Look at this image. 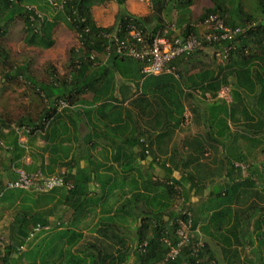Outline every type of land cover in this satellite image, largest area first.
Masks as SVG:
<instances>
[{
  "label": "trees",
  "instance_id": "trees-1",
  "mask_svg": "<svg viewBox=\"0 0 264 264\" xmlns=\"http://www.w3.org/2000/svg\"><path fill=\"white\" fill-rule=\"evenodd\" d=\"M53 1L57 4L51 1L50 4L60 6L61 9L50 18L48 13L52 6L47 0H0V75L11 81L24 79L27 87L33 91L34 99L42 105L35 112L23 114L17 119L16 125L30 128L29 136L35 132L45 133L43 137L47 141L51 119L54 118L55 121L56 116L60 117L62 112L71 111L85 91L107 89L108 92V88H113L118 74L137 81L143 78V86L148 78L157 77L156 80H162L161 75L144 76L139 60L114 51L108 53L106 47L111 41L105 33L117 32L122 37L127 36L130 25L134 24L143 31L147 40L165 33L171 38L191 33L198 35L201 33L199 22L211 13H220L230 26L249 27L237 38L230 58L218 64L216 72L205 70L198 74V77L207 80L205 85L198 83L202 91L212 90L214 97L222 87L230 88V104L225 99L213 100L205 108L208 112V131L195 138L201 143L203 139L221 141L220 138L227 134L230 144L225 149V156L214 169H210L205 162H197L193 166L195 172H189L182 175L179 181H174L170 175L179 169L175 155L170 162L166 159L161 164L167 173L166 179L152 176L145 179L144 190L152 192L153 195L137 194V200L147 202L148 210L143 212L137 228L136 262L264 264V158L258 159L259 155L264 154V0H259L254 7L249 8L245 0H210L211 4L198 16L193 15L196 0H149L146 1L149 2V11L145 15L132 13L126 0H115L118 11L114 23L108 26L99 24L93 13V7L98 3H105L106 0ZM60 18L77 33L79 39L78 46L71 50L66 73L61 75L54 66L48 65L47 76L40 78L33 72L30 63L12 60L3 43L11 23L17 19L22 20L26 32L25 40L29 45L50 48L54 43L53 29ZM227 44L229 41L221 45ZM203 46L205 48L202 47L191 55L173 60L180 75L182 72L178 66L184 58L193 57L203 49L218 59L215 51L220 48L219 45L203 43ZM141 98L137 96L133 103ZM60 99L68 102V106L61 110L55 105ZM167 100L169 103L163 104L164 114H180L177 98L167 96ZM181 120L177 118L176 124ZM229 120L235 128L233 131ZM12 123L13 119L8 114L0 113V131L5 127L15 132L11 128ZM161 136L164 137V133L137 135L132 146L138 145L142 157L153 155L156 161L158 156L153 145L155 140L161 141ZM243 143L245 148L240 146ZM18 144V137H15L16 148ZM21 149L22 156L25 149ZM200 150V156H203L206 148L202 147ZM120 153L119 149L117 154ZM199 158L196 157V161ZM65 166L69 167L70 161ZM74 167L75 172L67 168L63 173L66 183L71 187L59 188L65 189V199H74L81 203L85 198L81 193H86L94 178L79 164ZM41 171L44 173L43 169ZM225 174L229 175V180L217 182L209 179L210 176L223 177ZM187 183H190L189 189H182ZM211 183L217 184L205 195V186ZM56 189L39 193L37 198L32 199L37 206L33 207L25 203L36 192L6 188V183L0 176V213L2 216L4 212H10L12 219L4 229L5 235L2 227L0 229V264H23V258L26 259V264H50L49 257L57 248L54 246L50 249L46 240L49 236L37 244L29 243L31 240L27 242V239L36 224H51L47 204L50 200L49 194ZM192 189L200 197L196 202L190 200L189 191ZM179 194L183 197L184 204L181 205L183 207L174 209L173 200ZM189 219L192 223L189 241L180 246L179 254L174 260H167L171 247L178 245L181 239L178 234L179 221L188 222ZM107 231L108 228L99 229L101 233ZM23 245H28V249L22 251ZM107 245V249L114 246ZM90 246L98 251L85 253V257L70 252L69 261L75 259L76 262L84 264L128 262V253L115 254L106 251L103 254V245L101 248L96 244Z\"/></svg>",
  "mask_w": 264,
  "mask_h": 264
},
{
  "label": "crops",
  "instance_id": "crops-1",
  "mask_svg": "<svg viewBox=\"0 0 264 264\" xmlns=\"http://www.w3.org/2000/svg\"><path fill=\"white\" fill-rule=\"evenodd\" d=\"M134 1L126 0L132 13H148L149 2H144L145 6L143 2ZM94 7V17L103 21L101 25L114 23L115 17L111 21L108 14L99 16L95 14ZM115 11L117 13L118 5ZM202 54L203 52H198L193 57L184 58L178 66L182 72L178 78L162 73V80H156L157 77L148 78L143 86V78L137 81L118 74L113 88H108V92L107 89L85 91L71 111L62 112L60 117L56 116L55 121L54 118L51 119L48 141L43 137L45 133L35 132L28 138V152L24 150L22 156L23 146L20 140L18 139L17 148L14 145L17 137L15 132L5 127L1 129L0 176L5 183L15 178L16 167H23L27 171L43 169L44 173L50 175L60 174L67 168L75 172L74 166L79 164L94 178L86 193H81L85 196L81 203L74 199H65L63 188L51 192L47 207L50 209L52 229L47 241L49 240L50 249L56 246L57 250L51 253L50 264H84L76 262L75 259L69 261L70 252L85 257V253L98 251L90 246L94 244L99 248L103 245V254L106 251L115 254L128 253L126 264H137V228L143 212L148 210L147 202L137 200V194L153 195L152 192L144 190L145 179L151 176L166 179L167 173L161 164L166 159L170 162L175 155L179 169L170 175L174 181H179L182 175L195 172L193 166L197 162H205L210 169H214L223 160L225 149L230 144L227 134L220 138L221 141L203 139L201 143L195 139L208 131V112L205 108L215 99L223 100L219 94L227 87H222L216 97L212 96V90L202 91L198 83L205 85L207 80L201 79L198 74L205 70H218V65L207 64ZM136 82L139 84L136 85ZM137 96L142 98L134 104ZM167 96L177 98L180 114H164L163 104L169 103ZM177 118L182 119L178 124ZM229 123L233 131L235 128L230 120ZM143 133H164V137H160L161 141H154L153 149L158 156L156 161L153 155L142 157L138 145L132 146L136 136ZM240 146L246 147L244 143ZM202 147L206 148V152L200 156ZM119 149L120 155L117 154ZM196 157H200L199 160L196 161ZM67 161H70L69 167L65 166ZM209 179L223 182L229 180V175L210 176ZM215 184L217 183L206 185L204 194L207 195ZM189 187L190 183H187L182 189L188 190ZM189 193L191 201L199 200L195 189ZM37 197L38 195L30 196L25 204L37 207L32 201ZM0 223L2 227V221ZM100 228H108L109 231L101 233ZM107 244L114 246L107 249Z\"/></svg>",
  "mask_w": 264,
  "mask_h": 264
},
{
  "label": "built area",
  "instance_id": "built-area-1",
  "mask_svg": "<svg viewBox=\"0 0 264 264\" xmlns=\"http://www.w3.org/2000/svg\"><path fill=\"white\" fill-rule=\"evenodd\" d=\"M53 4H57L53 0H50ZM140 2H146L149 0H137ZM201 29V33L189 34L187 36H181L171 38L167 33L156 35L151 40H147L144 33L136 25H130L129 34L127 36H120L117 32L105 33L111 43L108 44L106 50L108 53L111 51L116 52L119 55L129 56L139 60L142 63V73L144 76L160 75L162 73L173 74L179 77L180 74L176 65L173 64V60L180 56H188L194 53L196 50L204 47L203 43H210L219 45L220 48L215 51L216 57L220 60H228L230 58L231 51L235 49V43L237 38L246 32L249 27L243 26H230L227 24L226 19L220 13H211L198 24ZM229 41L227 45H221L223 42ZM219 97L231 101L230 88L225 87ZM55 105L59 110L68 106V102L64 99H60ZM15 133L19 136L21 145L28 152L27 142L30 128L20 127L16 124L13 125ZM244 167V166H243ZM16 177L6 183V188L25 189L36 193H47L56 188L66 186L67 184L64 175L50 174L47 175L41 170L27 171L23 167H16L14 169ZM1 222V221H0ZM178 234L180 236V242L178 245H173L167 254V260H174L180 251V246L189 241L191 219L187 221H179ZM1 229V223H0ZM52 229L51 224H36L27 242L32 240L41 231H50ZM25 245L21 246V249Z\"/></svg>",
  "mask_w": 264,
  "mask_h": 264
},
{
  "label": "rangeland",
  "instance_id": "rangeland-1",
  "mask_svg": "<svg viewBox=\"0 0 264 264\" xmlns=\"http://www.w3.org/2000/svg\"><path fill=\"white\" fill-rule=\"evenodd\" d=\"M47 1L50 4V0ZM245 1L248 5V8L249 6L254 7L259 2V0ZM136 2L141 3L139 1ZM130 4L131 3L129 2V5ZM142 4L146 6V3L143 2ZM210 4V0H196L195 4L193 5V15H200L203 12L204 8L209 6ZM51 6L52 9L50 7L49 9L51 10H49L48 13V15H50V18H52L53 15H57L61 9L60 6ZM116 8L117 4L115 0H106L105 3H98L94 7L95 14H98L99 16L108 14L111 21L115 17ZM96 21L99 24L103 23L101 19ZM8 30L9 31L6 34L3 43L6 49L10 52L12 60L21 63H30L33 72L40 78L47 76L46 67H48V65L54 66L61 75L68 71L71 50L74 47L78 46L79 39L77 33L73 29L68 27V25L61 18L57 20V25L53 29L52 39L54 40V43L52 46H50V48H42V46L29 45L25 40V27L22 20L20 19H17L13 23H11L8 27ZM202 52V58L206 60L207 64L215 63L218 65L224 62L213 57L212 54L205 49H203ZM35 107H37V109H35ZM41 107L42 105L34 99V93L27 87L24 79H20L19 81L13 79L11 81L10 79H7L6 76L0 75V113L8 114L9 118L13 119L11 128H13V125L17 124V119H19L23 114L32 111L35 112ZM14 134H16L19 139L17 133ZM29 137L30 136L28 134V138ZM27 144L29 145V142H27ZM262 158H264V154L259 155L258 159L260 160ZM38 194L39 193H36L35 195ZM51 194L52 193L49 194V198H51ZM182 204H184L183 197L180 194L179 196L176 195L173 200V208L178 209L180 207H183L181 206ZM0 218L2 221V233L5 235L4 229L8 225L5 223H7L9 219H11V213L4 212V215L2 216L0 213ZM48 236H50L49 231H41L29 243L37 244L38 242L42 241V239ZM47 242H49V240ZM27 249L28 245H25L22 251ZM22 262L23 264H26V259L23 258Z\"/></svg>",
  "mask_w": 264,
  "mask_h": 264
}]
</instances>
